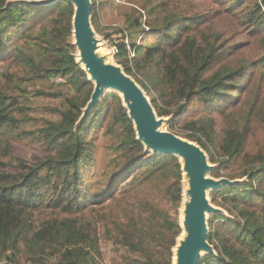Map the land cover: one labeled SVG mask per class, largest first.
<instances>
[{"label": "trees", "instance_id": "1", "mask_svg": "<svg viewBox=\"0 0 264 264\" xmlns=\"http://www.w3.org/2000/svg\"><path fill=\"white\" fill-rule=\"evenodd\" d=\"M92 2L96 32L110 43L125 37L102 23L100 2ZM142 9L150 30L133 57L119 42L116 62L156 91L158 114L201 145L219 164L216 175L240 161L246 177L217 189L221 199L213 195L227 212L210 215L214 252L199 264H264V0L111 3L133 46ZM74 13L71 0H0V264H104V239L127 249L125 264H173L183 233L173 213L184 201L183 158L146 146L121 94L106 90L88 109L95 81L79 57ZM58 78L75 93L65 108H52L58 119L28 127L39 120L27 83ZM103 132L117 135V154L98 180L106 186L93 191L87 178ZM14 140L39 142L45 153L5 161Z\"/></svg>", "mask_w": 264, "mask_h": 264}, {"label": "water", "instance_id": "2", "mask_svg": "<svg viewBox=\"0 0 264 264\" xmlns=\"http://www.w3.org/2000/svg\"><path fill=\"white\" fill-rule=\"evenodd\" d=\"M37 3L50 4L56 0H34ZM75 4L74 38L78 46L79 57L90 77L95 81V89L88 109L100 99L107 87L121 91L133 118L139 138L148 148L156 152H172L180 155L184 169L190 176L191 203L188 206L187 230L189 234L179 246L178 264H199L203 250L213 251L208 240L207 212H215L208 200V188H222L231 185L227 178L216 179L207 176L211 169L204 149L175 132L159 129L161 119H157L150 98L133 77L121 66L105 62L98 54V37L92 23V0H71Z\"/></svg>", "mask_w": 264, "mask_h": 264}, {"label": "rangeland", "instance_id": "3", "mask_svg": "<svg viewBox=\"0 0 264 264\" xmlns=\"http://www.w3.org/2000/svg\"><path fill=\"white\" fill-rule=\"evenodd\" d=\"M111 1V2H110ZM107 3H104V0H99L100 2V12L102 14V23L105 24V26L108 27V29L113 30V26L111 23L114 21H119L122 24L124 23L121 19L120 14L113 13L111 11V3H130L132 4L133 1L136 3H141L143 0H125L124 2H119L117 0H110ZM146 11V10H145ZM147 15V14H146ZM148 21V17H147ZM149 24V23H148ZM150 25V24H149ZM94 26V25H93ZM126 28L127 25H126ZM146 34V33H145ZM96 35L98 37V54L100 56H103L106 63L114 64L121 66L118 64L115 60V54L112 52V43H110V40L107 39L103 34L96 32ZM110 43V49L109 46L106 47V44ZM4 68H0V76H2ZM133 77V76H132ZM134 80L135 77H133ZM137 82V80H136ZM138 83V82H137ZM140 87L145 91V93L150 98V102L152 103V98L157 95L156 91L154 89H151L150 91H147L140 83H138ZM28 87L30 88L28 90V96L29 100L28 103L31 105L30 114L33 116H36L39 121L37 122H31L27 124L28 127L32 126H38L39 124H43L45 119L47 118H53L58 119L60 117V114L56 111H54L52 108H65L67 105L66 102V96L72 95L75 93V90L71 88L64 79L58 78L55 79V84L50 85L47 81H33L27 83ZM39 89H51V90H62L63 93L59 95H45V94H38L37 90ZM108 92H116L119 94H122L121 91H119L117 88L114 87H107ZM154 111L156 113L157 119H161V124L159 126V129L162 131H168V132H175V125L173 124L168 117L166 116H160L157 112V110L154 107V104L152 103ZM182 136V135H180ZM183 137V136H182ZM185 139L198 144L196 141L191 140L187 137H184ZM117 140V135L113 133H107L103 132L101 135H99L95 141H96V156H97V162L95 170L92 174H90L87 178L88 185L91 190L98 191L101 188L105 187L106 184H98V180L100 178H107L109 176V173L104 172L105 170L108 171L113 167L114 164V158L117 154L116 151H114L111 146L115 144V141ZM3 145L6 146V143L3 142ZM205 151V150H204ZM45 153V150L43 146L39 142H32V141H19L14 140L13 141V147H12V153L8 154L7 156H4L3 159L5 161L11 162L15 160V156H24V157H32L34 154H43ZM208 164L211 166V169L206 173L207 176L214 177L216 179L220 178H227L231 181V185L236 184L239 181H243L246 179V177H243L241 172V163L240 161H235L231 164L229 170H225L224 168L221 170L223 175L218 176L214 172V169L217 168L219 165L217 162H213L210 159L209 154L205 151ZM184 184L186 190L184 191V201L181 206H177L173 208V213L178 217L179 221L181 222L183 226V233L180 236L179 239V245L175 247V257L173 264H178V255H179V246L181 245L182 241L186 239L187 235L189 234V231L187 230V211L188 206L191 203V183H190V176L188 175V172L185 171V177H184ZM225 185H228L225 184ZM218 188H208L207 189V197L209 200V203L214 207L218 208V211H225L227 210L222 207L221 205H218L213 200V195L217 193ZM221 199L222 197L219 194H215ZM208 211L207 212V218L209 219L211 214L216 213ZM77 215L80 214L76 213ZM208 232H209V225H208ZM210 242V241H209ZM103 250H104V264H125L124 257L129 254L127 249L123 246H117L113 244L110 240H103L102 241ZM213 246V245H212ZM214 252V247L213 251ZM210 253L208 250H203L202 255Z\"/></svg>", "mask_w": 264, "mask_h": 264}, {"label": "built area", "instance_id": "4", "mask_svg": "<svg viewBox=\"0 0 264 264\" xmlns=\"http://www.w3.org/2000/svg\"><path fill=\"white\" fill-rule=\"evenodd\" d=\"M119 2H124L125 0H117ZM143 19H142V26H143V30L142 32L138 35V38H137V43L133 46L131 43H130V35L128 33V28H126V25L120 23L119 21H114L113 23H111V25L113 27H120V28H123L125 30V37H122V38H115L114 39V42L112 43V52L113 54H116L120 51V46H119V42L121 41H125L127 43V49H128V55L130 57H133L136 53V47L137 45L140 43L142 37L144 36L145 33H147L149 30H150V25L148 24V21H147V15H146V11L143 10ZM2 264H9V262L4 259L2 261Z\"/></svg>", "mask_w": 264, "mask_h": 264}, {"label": "bare ground", "instance_id": "5", "mask_svg": "<svg viewBox=\"0 0 264 264\" xmlns=\"http://www.w3.org/2000/svg\"><path fill=\"white\" fill-rule=\"evenodd\" d=\"M120 27H118V29H119Z\"/></svg>", "mask_w": 264, "mask_h": 264}]
</instances>
